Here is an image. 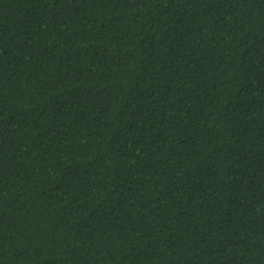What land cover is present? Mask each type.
<instances>
[{"label":"trees","instance_id":"16d2710c","mask_svg":"<svg viewBox=\"0 0 264 264\" xmlns=\"http://www.w3.org/2000/svg\"><path fill=\"white\" fill-rule=\"evenodd\" d=\"M0 264H264V0H0Z\"/></svg>","mask_w":264,"mask_h":264}]
</instances>
